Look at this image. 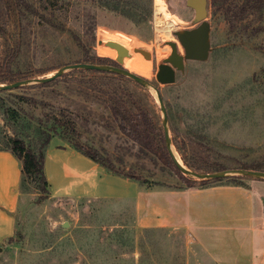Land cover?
Listing matches in <instances>:
<instances>
[{
    "label": "rangeland",
    "instance_id": "rangeland-1",
    "mask_svg": "<svg viewBox=\"0 0 264 264\" xmlns=\"http://www.w3.org/2000/svg\"><path fill=\"white\" fill-rule=\"evenodd\" d=\"M31 1L65 31L34 17L19 21L0 0V63L15 54L12 70L18 75L14 82L48 78L63 66L79 63L126 69L136 50H143L149 60L137 55L146 65L143 78L148 87L113 73L75 69L52 82L21 86L8 91L9 96L3 93L17 119L0 116V148L6 146L7 137L34 144L35 119L43 113L55 115L73 121L79 144L108 157L117 171L147 187L176 189L182 186L180 179L120 133L110 111L115 100L140 108L163 133L157 89L167 111L169 148L185 168L213 173L220 167L226 171L264 165V77L259 74L264 69V31L231 35L222 17L212 15L209 0L204 18L189 9L186 0H160L164 6L160 14L157 0H141L151 7L149 21L141 24L120 16L117 4L110 0ZM201 21L210 24L207 60L185 61L174 83H157V65L170 53L166 43L176 42L174 32L194 28ZM171 22L168 33L159 31ZM110 38L127 47L124 63L118 61ZM177 49L183 53L180 46ZM242 182L244 189L251 185L254 193L234 188L227 191L229 197L239 195V206H243V198L251 196L256 225H261L264 188L260 183L264 180ZM216 186L227 184L205 187ZM123 208L109 202L51 198L25 184L20 188L15 231L0 246V264H215L198 246L185 253L175 246L155 245L158 234L136 232L131 212ZM240 231L244 235L242 224ZM236 238L242 252L246 251L249 241L242 235ZM207 241L215 246L216 241ZM216 248L212 250L217 252Z\"/></svg>",
    "mask_w": 264,
    "mask_h": 264
},
{
    "label": "crops",
    "instance_id": "crops-1",
    "mask_svg": "<svg viewBox=\"0 0 264 264\" xmlns=\"http://www.w3.org/2000/svg\"><path fill=\"white\" fill-rule=\"evenodd\" d=\"M43 168L49 197L109 202L121 209L128 208L136 232L157 233V246H175L185 253L198 246L208 261L215 264H241L242 261V264H264V254L256 250L264 251L261 243L264 214L261 225H256L251 196L243 198L244 205L239 206V195L230 198L227 192L238 188L253 194L251 185L249 190L236 186L151 188L106 172L57 137L49 141ZM260 184L264 188V183ZM19 195V161L9 151L0 149V246L15 231ZM241 235L249 241L244 252L236 238ZM205 239L216 241L215 246L209 241L205 243ZM213 247L218 251L212 250Z\"/></svg>",
    "mask_w": 264,
    "mask_h": 264
},
{
    "label": "trees",
    "instance_id": "trees-1",
    "mask_svg": "<svg viewBox=\"0 0 264 264\" xmlns=\"http://www.w3.org/2000/svg\"><path fill=\"white\" fill-rule=\"evenodd\" d=\"M5 5L13 11L17 20L22 18L34 17L43 23L65 31L62 25L56 24L55 21L40 13L38 8L31 0H3ZM117 4L118 14L122 17L132 20L137 24L145 23L150 18V2H141V0H110ZM209 7L213 10V16H221L230 30L231 35L253 33L257 35L264 31V0H209ZM116 8V7H114ZM74 36V35H73ZM76 39V38H75ZM14 55H7L0 63V84H9L15 81L16 72L12 70ZM104 64V63H101ZM120 67L118 65H111ZM264 77V69L259 73ZM10 92H0V116H7L16 121L15 111L7 105L6 99L1 94ZM21 101H29L32 104L44 105L37 103L33 99ZM111 116L117 123L120 133L137 144L141 149L152 154L157 160L169 171L175 174L182 182V186L176 189L186 188H203L208 184L225 181L227 186L245 187L243 180L245 177H231L227 179L194 181L180 173L173 161L171 160L164 142V136L160 127H158L145 111L140 108L126 106L122 102L115 100L110 106ZM12 115V116H10ZM36 131L34 144H27L24 139L18 137H7L6 146L0 149L9 151L20 164V188L25 184H31L40 193L48 195L49 185L44 174V157L45 150L52 137L64 141L69 147L103 167L106 172L117 175L126 179L138 182L132 177L126 176L114 168L112 161L101 156L98 151L79 144L80 136L76 127L70 119H62L57 116L43 113L39 118L35 119ZM177 146V150H178ZM240 169L263 171L264 165H243ZM225 170L220 167L214 169L213 172Z\"/></svg>",
    "mask_w": 264,
    "mask_h": 264
},
{
    "label": "water",
    "instance_id": "water-1",
    "mask_svg": "<svg viewBox=\"0 0 264 264\" xmlns=\"http://www.w3.org/2000/svg\"><path fill=\"white\" fill-rule=\"evenodd\" d=\"M208 0H186V6L196 12L197 15L204 18L207 9ZM210 24L207 21H201L196 27L183 30L180 32H174L176 42H167L170 47L169 55L162 59V62L157 65L155 72V80L161 85H169L174 83L177 72H180L184 68L185 61H198L204 62L207 60L210 52ZM109 44L115 48V50L122 56H124L128 49L122 42H117L115 39L110 38ZM178 46L182 48L183 53H178ZM136 53L142 56L145 60H149L150 56L143 50H136ZM85 69L96 72H108L115 75L122 76L135 82L141 87H148L147 81L142 76H139L133 72L128 71L123 67H114L109 65H94L89 63H79L66 65L59 68L52 76L48 78H39L34 80L17 81L11 84H0V92L11 91L21 86L33 85V84H45L52 82L59 78L63 73L68 70ZM156 100L158 102L159 110L162 116V129L164 134V142L173 164L177 170L184 176L194 181H209L227 179L231 177H245L251 179L264 180V171L246 170V169H229L226 171L213 172V173H199L191 171L181 165L174 157L169 148V139L167 134V111L161 95L157 89H154ZM66 225V224H65Z\"/></svg>",
    "mask_w": 264,
    "mask_h": 264
},
{
    "label": "bare ground",
    "instance_id": "bare-ground-1",
    "mask_svg": "<svg viewBox=\"0 0 264 264\" xmlns=\"http://www.w3.org/2000/svg\"><path fill=\"white\" fill-rule=\"evenodd\" d=\"M157 5L156 7V13L160 14L163 13L164 11V6L160 3V0H157ZM199 17V16H197ZM164 26V25H163ZM172 28V22L168 23L165 27L161 28L159 31L166 32ZM180 52V51H179ZM115 53H118L115 51ZM161 53V52H160ZM118 57V61L123 62V56H119V54H116ZM139 55L135 54L133 55L127 63H125L126 69H128L130 72L136 73L139 76H146L147 70H146V65L145 63L138 57ZM167 56V53H166ZM124 63V62H123Z\"/></svg>",
    "mask_w": 264,
    "mask_h": 264
}]
</instances>
